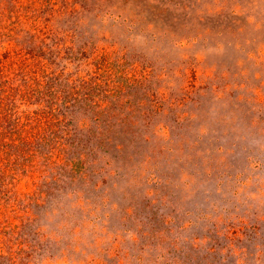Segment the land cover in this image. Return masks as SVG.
<instances>
[{
	"label": "rangeland",
	"instance_id": "rangeland-1",
	"mask_svg": "<svg viewBox=\"0 0 264 264\" xmlns=\"http://www.w3.org/2000/svg\"><path fill=\"white\" fill-rule=\"evenodd\" d=\"M0 264H264V0H0Z\"/></svg>",
	"mask_w": 264,
	"mask_h": 264
}]
</instances>
